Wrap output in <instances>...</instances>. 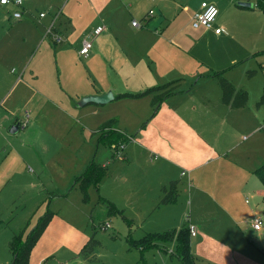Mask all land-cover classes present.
I'll return each mask as SVG.
<instances>
[{"label":"crops","instance_id":"0c3cea01","mask_svg":"<svg viewBox=\"0 0 264 264\" xmlns=\"http://www.w3.org/2000/svg\"><path fill=\"white\" fill-rule=\"evenodd\" d=\"M192 1L66 0L67 9L62 15L73 27L78 22L84 23L80 34L83 41L93 40L92 31L104 27L95 38L101 51L97 47L85 59L107 57L116 83L124 82L131 87L117 90L107 86L84 94L103 95L112 91L113 101L119 103L110 117H117L119 132L129 136L120 158L121 171H111L107 162L101 164L109 169L104 179L113 180V185L104 193L106 198L100 200L112 202L132 217L134 226L143 228V236L194 225L197 230V235L191 237L194 264H263L264 228L257 231L251 224L255 216L264 219V187L255 174L264 162L250 158L255 156L250 151L258 146L259 139L247 143L233 139L234 130L250 126L244 113L246 106L233 108L224 104L218 81L208 76L222 70H216L209 62L207 55L216 52L199 47L207 30L213 29L193 28L194 13L200 11L201 4ZM63 2L23 0L21 7L0 5V8L9 6L10 15L6 19L16 25L13 36L20 29L24 30L20 33L23 43H27L28 37V42L34 39L37 42L40 35L43 43L46 26L52 15L61 10ZM210 2L219 8L216 0ZM144 4L147 9L142 12ZM34 8L40 9L37 15ZM15 10H22V19L12 17ZM150 10L155 12L153 16H149ZM40 12L48 13L40 18ZM27 17L35 27L25 23ZM135 17L140 27L132 25ZM63 26L67 28L65 23ZM74 30L78 31L77 27ZM223 30L215 34L228 36ZM231 68L223 71L228 73ZM176 80H180L174 84L178 86L176 90L157 106L151 104L152 95L116 100L120 93L142 92ZM260 107L256 114L264 115V105ZM250 131L259 135L260 129L255 126ZM173 181L178 186L176 202L159 206L162 188ZM175 249V241L157 248L162 254ZM43 259L39 256L37 264ZM164 260L170 264L166 257Z\"/></svg>","mask_w":264,"mask_h":264},{"label":"rangeland","instance_id":"374dc122","mask_svg":"<svg viewBox=\"0 0 264 264\" xmlns=\"http://www.w3.org/2000/svg\"><path fill=\"white\" fill-rule=\"evenodd\" d=\"M202 1L192 2L200 5ZM216 1L220 13L215 26L225 29L228 36L207 30L198 44L203 51L216 52L207 55L216 70L232 66L225 72L226 78L248 91L244 113L250 126L234 130L233 139L241 143L259 139L250 151L255 156L250 158L264 162V115L256 114L264 87V12L257 8V0ZM60 8L61 18L53 34L62 41L55 45L53 35L43 43L41 35L37 42H28V37L23 43L20 33L24 30L18 29L13 36L16 25L6 19L9 6L0 8V264H10L13 259L9 249L13 235L30 232L48 209L54 216L29 264H37L39 256L44 258L40 264H165L164 257L170 264H182L171 255L174 251L162 254L157 248L141 251L133 247L129 240L142 237L143 228L133 222L129 225L121 213L110 212L100 200L113 180L104 179L103 189L102 183L99 188L90 186L88 201L78 184L73 187L75 177L91 162H107L111 171L119 173L123 157L98 142V127L111 119L119 102L81 106L84 94L107 86L117 90L131 87L116 83L107 57L78 56L84 23L78 22L75 31L62 15L66 0ZM146 9L147 5H141L142 12ZM39 10L34 8L36 15ZM27 20L25 23L35 27L29 17ZM95 38L90 55L100 43ZM250 71L255 73L250 76ZM16 123L19 130L12 134L9 130ZM255 126L259 135L250 131ZM123 215L132 221L128 214ZM91 237L97 245L86 257L81 252ZM155 243L161 248L166 242L159 239Z\"/></svg>","mask_w":264,"mask_h":264},{"label":"trees","instance_id":"16d2710c","mask_svg":"<svg viewBox=\"0 0 264 264\" xmlns=\"http://www.w3.org/2000/svg\"><path fill=\"white\" fill-rule=\"evenodd\" d=\"M257 8L264 12V0H257ZM254 73V71H250L249 75L252 76ZM224 74V71H213L208 75L218 81L222 90L223 103L226 105H230L233 108H241L246 106L249 101L248 91L242 88H236V86L231 83ZM179 82L180 80H176L164 85H158L148 88L142 92L120 93L116 96V100L139 99L148 95H152L151 104L154 107L162 102L166 97L171 95L172 92L175 91L178 87L174 84H179ZM263 105L264 88L263 93L259 101L257 102L258 107ZM117 123L118 118L114 117L105 121L98 127V142L115 150L119 147V145L126 144L129 141V136L119 132ZM108 173L109 169L107 168V166L91 162L87 166L85 171L80 176L75 178L73 187L78 184L84 195V201H88L89 187L95 186L96 188H98L99 184L108 175ZM255 174L258 176L264 187V163L255 170ZM161 191L162 197L158 203L159 206L176 202L178 196L177 182H171L169 187L164 186ZM101 201L105 202L106 205L109 206L110 212L114 214L117 212L121 213L122 217L127 221V223L129 225L132 224V221L126 218L123 215V212L120 211L112 202L105 199H101ZM53 216L54 213L50 209H48L46 214L39 218L37 224L30 230V232L25 233V231L23 230L13 235L11 241L9 242V249L13 256L10 264H29L31 252L49 226V223L51 222ZM159 239L165 241L166 243L175 241V254L171 255H176L182 264H194V259L191 251V233L189 227L186 225L181 227L180 229H173L165 232L146 233L142 238H139L138 240L130 239L129 241L131 242L133 247L140 249L141 251H146L153 248H159L155 243V241ZM96 245L97 240H95L94 237H91L83 247L81 254L89 257V254L94 251Z\"/></svg>","mask_w":264,"mask_h":264},{"label":"built area","instance_id":"2783aa9c","mask_svg":"<svg viewBox=\"0 0 264 264\" xmlns=\"http://www.w3.org/2000/svg\"><path fill=\"white\" fill-rule=\"evenodd\" d=\"M0 5H14L16 7H21L23 5V0H0ZM48 12H40L39 17L44 18L47 15ZM154 11H149V16L154 15ZM60 10H58L56 13L52 15V19L50 23L46 26L45 35L43 37V40L53 35V42L58 43L62 41V38L60 36H57V34H53V29L55 27V24L59 18ZM219 14V8L216 4L208 2V1H202L200 6V11L194 13L193 19H192V26L195 29H213L216 34H220L224 32V30L221 27H215V22L217 19V16ZM12 17L16 20H20L23 18V12L22 10H15L12 13ZM132 25L135 27H140V23L137 20L132 21ZM104 27L98 26L96 27L92 33L91 36L96 37L100 33H102ZM93 43L92 38L84 39L82 46L79 49V55L82 58H87L92 50ZM125 147V144L119 145V147L115 150L118 154H121L123 149ZM252 227L259 231L264 228V219L260 216H255L252 220ZM106 228L110 226V224L105 225ZM191 237H194L197 235L196 227L192 224L188 225Z\"/></svg>","mask_w":264,"mask_h":264},{"label":"water","instance_id":"95a60500","mask_svg":"<svg viewBox=\"0 0 264 264\" xmlns=\"http://www.w3.org/2000/svg\"><path fill=\"white\" fill-rule=\"evenodd\" d=\"M241 6L249 7L251 5L250 4H246V3H242ZM114 99H115V96H114L113 92L112 91H108L107 93H105L103 95H88V96H85L80 101V105L84 106L87 103H94V104H98V105H103V104H106V103H109V102L113 101ZM18 130H19V124L16 123L10 128L9 132L12 133V134H15V133L18 132Z\"/></svg>","mask_w":264,"mask_h":264}]
</instances>
